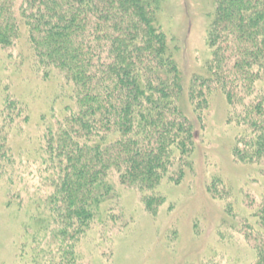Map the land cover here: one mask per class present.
<instances>
[{
  "label": "trees",
  "instance_id": "16d2710c",
  "mask_svg": "<svg viewBox=\"0 0 264 264\" xmlns=\"http://www.w3.org/2000/svg\"><path fill=\"white\" fill-rule=\"evenodd\" d=\"M164 2L0 0V49L66 89L52 98L62 99L59 108L51 103L41 114L34 149L46 174L39 215L55 225L57 264H77L82 237L114 220L118 184L140 191L146 210L157 214L165 202L160 184H179L193 169L203 115L217 95L226 101V122L237 127L233 160L256 165L264 177V0H209L210 54L189 77L177 39L160 21ZM25 112L19 114L27 120ZM3 145L6 138L0 149L8 152ZM218 183L224 184L211 178L207 190L233 218L236 197ZM260 213L257 222L242 220L249 264H264V207Z\"/></svg>",
  "mask_w": 264,
  "mask_h": 264
},
{
  "label": "rangeland",
  "instance_id": "374dc122",
  "mask_svg": "<svg viewBox=\"0 0 264 264\" xmlns=\"http://www.w3.org/2000/svg\"><path fill=\"white\" fill-rule=\"evenodd\" d=\"M208 11L209 0H165L162 5L160 21L178 41V61L187 77L200 71L210 54L206 44ZM9 54L0 49V114L5 110L7 116L0 138H6L10 149H0V264H57L61 253L52 238L55 225L43 213L39 215L46 174L34 149L39 148L43 131L41 114L50 113L51 103L58 109L62 99L52 102V98L66 89L60 88L61 79H44ZM19 103L27 106L29 119L19 114H26L15 106ZM183 107L189 111L185 103ZM227 109L225 99L215 96L203 115L204 126L192 155L193 169L179 184H160L157 192L165 202L156 215L146 210L140 191L118 184L114 220L97 223L82 237L77 264L251 262L252 249L241 235L246 227L242 220L248 224L251 219L260 220L264 177L256 165L233 160L237 127L226 122ZM187 114L192 117L191 112ZM214 177L224 183L216 184L218 188L224 185L225 191L228 187L236 197L233 202L238 215L233 218L226 216L224 202L207 190ZM251 200L253 208L249 210L245 205ZM240 216L241 221L237 219Z\"/></svg>",
  "mask_w": 264,
  "mask_h": 264
}]
</instances>
